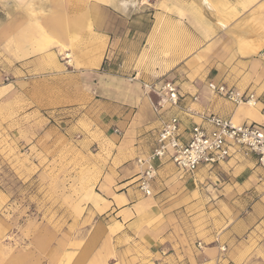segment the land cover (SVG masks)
<instances>
[{"label": "rangeland", "instance_id": "rangeland-1", "mask_svg": "<svg viewBox=\"0 0 264 264\" xmlns=\"http://www.w3.org/2000/svg\"><path fill=\"white\" fill-rule=\"evenodd\" d=\"M213 12L204 0H0V264H264V185L236 205L235 175L165 164L151 205L101 211L111 136L122 134L108 117L116 112L98 106L99 76L114 99L123 77L143 93L175 59L164 76L183 87L224 16ZM49 61L55 69L39 71ZM57 98L66 105L51 107Z\"/></svg>", "mask_w": 264, "mask_h": 264}, {"label": "crops", "instance_id": "crops-1", "mask_svg": "<svg viewBox=\"0 0 264 264\" xmlns=\"http://www.w3.org/2000/svg\"><path fill=\"white\" fill-rule=\"evenodd\" d=\"M204 1L212 7L213 14L224 16H219L217 24H212L211 30H213V33L205 43L196 48L190 62L191 69L184 72L183 76V79L188 80V82L184 83L183 87H180L176 82L180 93L186 97L185 103H188L189 96L197 94L199 101L192 104V108L207 111L232 122L238 106L210 94L206 84L214 82L224 84L240 92H251L255 95L256 110L251 113L248 110H242L237 117L238 123L236 125L247 122L264 127V57L261 56V50L264 49V0H214L212 3H209L208 0ZM102 42L100 50L104 55L107 51L108 40ZM46 47L47 44L45 45V42H42L38 45L39 50L34 51H41ZM175 61V59H171L163 62L167 64V67L164 68L166 70L159 74L155 72V76L169 80L164 75L168 71H172L175 65L168 62ZM31 63L25 65H31ZM49 63L51 62L49 61ZM99 63V60L95 64L81 62L79 68H91V66H97ZM175 64H178V62ZM53 65L51 63L45 66L42 63L39 66V63L36 62L39 71L44 72L53 71L55 69ZM130 75L132 76L133 73ZM99 79L101 93L105 94L106 97L99 102L98 106L103 108L107 116L109 111L116 112L115 114H109L108 117L111 120L113 119L110 121L113 122V131L118 130L120 135L122 134L120 138L109 135L116 139L114 143L115 153L112 166L107 168L108 172L105 173L106 177L100 186L101 211L105 212L112 209L117 215L127 216V210L134 214L140 212L148 203L151 205V202L154 201L153 196H150L151 200L149 201L146 200L148 197L141 198L142 195L137 186L138 168L135 165V160L152 151L154 136L159 128V123L153 113L151 100L143 95L139 83L131 82V84H127L130 81L123 77L121 81L123 86L121 90L116 89L117 97L114 99L115 88L109 86L108 83L104 84L108 78L99 76ZM63 105H66L65 102H59V98H57L54 106L52 104L51 107H61ZM181 120L184 129L188 131L191 123H193L192 120L185 117H182ZM193 121L197 122L196 119ZM129 161L132 162L124 166ZM165 164L171 165L170 163L160 162L158 169L160 170ZM159 170L157 174H159ZM224 172L228 175L241 177L242 182L232 183L233 197L236 198L233 200L236 205L240 206L243 201L240 192L263 190L262 172L255 167L252 160L231 158L227 163L214 170L202 169L198 171L197 176L208 174L213 178H217L220 173ZM209 176L208 178H210ZM157 186L158 184L156 185L152 181L153 193ZM237 196L239 197L237 198ZM129 205H132V207L125 208Z\"/></svg>", "mask_w": 264, "mask_h": 264}, {"label": "built area", "instance_id": "built-area-1", "mask_svg": "<svg viewBox=\"0 0 264 264\" xmlns=\"http://www.w3.org/2000/svg\"><path fill=\"white\" fill-rule=\"evenodd\" d=\"M141 87L144 96L151 100L159 123L152 151L135 160L137 186L143 196L152 195L151 183L160 162L170 163L177 171L193 175L202 169L214 170L231 158L252 160L264 179L263 126L247 122L236 125L207 111L192 108L191 105L199 101L198 95L189 96L188 103H185L186 97L174 81L154 78L142 81ZM206 88L210 94L234 106L255 101L253 93L240 92L224 84L208 82ZM182 117L193 122L188 131L183 127ZM113 132L120 134L118 130Z\"/></svg>", "mask_w": 264, "mask_h": 264}, {"label": "bare ground", "instance_id": "bare-ground-1", "mask_svg": "<svg viewBox=\"0 0 264 264\" xmlns=\"http://www.w3.org/2000/svg\"><path fill=\"white\" fill-rule=\"evenodd\" d=\"M80 20V19H79ZM52 24H53V26H56V27H58V28H61V27H63L65 24H64V20H62V19H57V20H55L54 21V23L53 22H51ZM70 23V22H69ZM76 23V22H75ZM36 27V26H35ZM77 29H78V27H76ZM74 29V28H73ZM76 29V30H77ZM80 29V28H79ZM63 30V29H62ZM60 31V30H59ZM63 33V32H62ZM61 34V33H60ZM49 42V41H48ZM261 55L264 57V49H262L261 50ZM66 56V59H69L70 57H72L71 56V54L69 53V52H67V54L65 55ZM72 61L71 60H69L68 61V63L70 64ZM88 62V61H87ZM87 62H86V64H87ZM91 65V64H90ZM82 67V66H81ZM256 103H255V101H252V102H250L249 104H240L239 106H238V108H237V110H236V112H235V115H234V117H233V120H232V122L234 123V124H236V123H238V121H237V117H238V115L240 114V112L242 111V110H248L250 113L251 112H254L255 110H256ZM146 200L147 201H149V200H151V198H146Z\"/></svg>", "mask_w": 264, "mask_h": 264}]
</instances>
